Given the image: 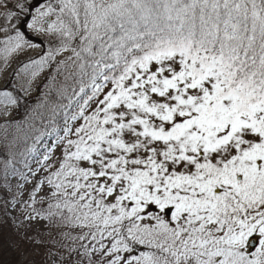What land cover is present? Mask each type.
Instances as JSON below:
<instances>
[{
  "label": "snow or ice",
  "instance_id": "snow-or-ice-1",
  "mask_svg": "<svg viewBox=\"0 0 264 264\" xmlns=\"http://www.w3.org/2000/svg\"><path fill=\"white\" fill-rule=\"evenodd\" d=\"M0 146L60 264H264V0H0Z\"/></svg>",
  "mask_w": 264,
  "mask_h": 264
},
{
  "label": "trees",
  "instance_id": "trees-1",
  "mask_svg": "<svg viewBox=\"0 0 264 264\" xmlns=\"http://www.w3.org/2000/svg\"><path fill=\"white\" fill-rule=\"evenodd\" d=\"M0 151H2V146H0ZM39 224L40 226L38 224L33 226L29 235L38 236L44 241L40 244L22 240L14 232L10 223L0 225V264H60L59 257L50 256L49 253L64 251L58 247L57 243H52V241L60 242L61 237L55 231L51 235L47 234L44 223Z\"/></svg>",
  "mask_w": 264,
  "mask_h": 264
},
{
  "label": "rangeland",
  "instance_id": "rangeland-1",
  "mask_svg": "<svg viewBox=\"0 0 264 264\" xmlns=\"http://www.w3.org/2000/svg\"><path fill=\"white\" fill-rule=\"evenodd\" d=\"M9 71H11V69H9ZM38 226H40V224H38ZM50 258V257H49ZM52 259V258H51ZM24 261H25V258H24Z\"/></svg>",
  "mask_w": 264,
  "mask_h": 264
}]
</instances>
